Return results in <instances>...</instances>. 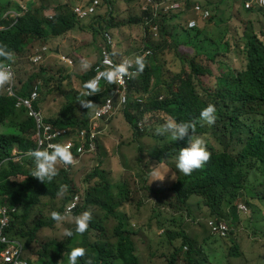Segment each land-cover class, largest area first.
Returning <instances> with one entry per match:
<instances>
[{"label":"trees","instance_id":"1","mask_svg":"<svg viewBox=\"0 0 264 264\" xmlns=\"http://www.w3.org/2000/svg\"><path fill=\"white\" fill-rule=\"evenodd\" d=\"M100 1V6L106 10L105 14H99L97 21L92 20L89 24L93 34L99 31L98 27L111 31L138 26L144 33L142 47L135 53L127 48L116 49L115 54L134 59L143 51H150L144 56V70L137 72L129 83L131 99L123 109L135 138H153L149 147H138L141 154L137 161L141 171L137 176L141 175L144 180L140 188L154 196V206L189 210L191 196H197L205 206L210 207L213 224L225 219L231 225L234 223L231 218L236 217V202L243 198L248 206H252L250 198L264 202V10H245L244 0H195L209 10V16L203 24L189 28L182 18L191 12L194 0H169L183 1L184 9L179 14L162 17H154L150 7L148 11H141L144 0ZM78 3L66 0L55 6L42 4L37 7L28 0L25 3L28 9L22 16L5 19L3 13L7 10L22 12L21 4L15 0H0V26L7 27L0 30V43L13 53L16 93L27 97L34 83L43 79L44 86L36 107L44 111L49 124L72 130L88 125L94 108L114 87V82L108 83L103 78L98 91L86 97L93 105L87 109L79 103L85 98L84 83L95 74L99 48L103 44L99 43L98 57L83 72L62 74L60 68L66 66L63 63L55 72L53 67L47 65L51 58L49 56L38 64L24 57L33 53L36 43L50 44L52 39L72 36L71 32L80 25L73 11ZM117 6L123 7L120 12H126V18L116 19L115 14L120 13L116 11ZM224 9L229 10L225 12ZM221 14L226 15V21L220 18ZM96 22L98 27L94 26ZM154 26L158 27V41L154 40ZM175 28H179V31H173ZM118 43L119 40V48ZM165 52L172 53L180 62L178 69L172 70L166 66L160 57ZM72 53L79 60L83 59L79 50L75 49ZM230 53L236 56L235 62L227 60ZM0 63L5 65L8 61L0 57ZM29 64L33 71H28L29 74L21 78L18 73ZM75 78L79 79L83 93L77 91L78 85L75 84L72 89H66L73 92L71 95L65 92L63 86ZM52 80L55 90L68 97L66 103L55 110L50 102L57 100L55 94L51 95ZM137 97L142 101H137ZM210 103L216 107L217 119L209 125L199 120V112ZM15 105L16 100L8 97L4 85H0V204L16 208L8 234L24 241L30 264H68V252L73 247L86 249L85 256L79 257L77 264H89V261L91 264H141L132 239L135 232L124 224L128 216L123 208L139 191L134 182L125 177L118 182L110 181L108 171L97 163L86 174V186H78L72 173L79 159L75 153H72L73 163L65 165L57 162L58 173L52 180L45 179L43 182L31 176L34 167L31 157L23 158L21 162L11 159L15 147L22 153L37 148L34 121L26 115L25 110L18 111ZM169 118L194 121L196 135L213 137L219 144L218 148H208L211 154L208 162L190 175L180 173L175 167L176 154L186 146L187 137L174 141L168 133L161 135L156 131ZM138 121L143 122L142 129L138 128ZM99 149L101 146L97 137L95 152ZM157 165L173 168L174 176L168 173L171 177L169 182L151 188L148 178L152 168ZM124 174L125 170L122 172ZM254 180L257 182L255 185ZM61 185L66 188L63 195H58ZM76 194H80L83 201L74 215H79L85 209L92 214L98 211L102 215H92L88 228L82 234L76 233L73 228L72 236L40 241L45 229H54L60 222L52 219L51 212L64 214ZM143 198L141 195L136 198L137 206L143 204ZM109 221H112L111 226ZM232 233L228 236L232 244L228 257H243L244 252ZM165 234L170 245H173L175 238L181 240L178 247L173 246L166 264H177L179 260L185 264H213L186 228L180 227ZM226 244L229 245L227 241ZM2 248L0 245V251Z\"/></svg>","mask_w":264,"mask_h":264},{"label":"rangeland","instance_id":"2","mask_svg":"<svg viewBox=\"0 0 264 264\" xmlns=\"http://www.w3.org/2000/svg\"><path fill=\"white\" fill-rule=\"evenodd\" d=\"M20 4H25L28 0H15ZM38 5H49L55 6L57 4L66 2V0H35ZM69 1V0H68ZM89 0H78V4H87ZM164 1V0H161ZM183 2V1H182ZM184 3V2H183ZM193 3H200L195 1ZM123 7L120 8L117 6L116 11H122ZM106 8L101 7L100 13L105 14ZM229 9H224L225 12H228ZM109 10L107 9V14ZM106 14V15H107ZM226 14V13H225ZM117 20H122L126 18L128 14L126 12H120L118 15L115 14ZM195 15L192 11L183 16L184 22L192 19ZM220 18L223 21L227 19L226 15L221 14ZM257 19V17H253ZM198 20V19H197ZM91 21H85L80 23L78 28L88 30L87 34H81L79 38L75 39L74 42L70 38H59L52 39L53 43H60L62 46V52L65 56L68 54L71 56L75 62L74 66H61L60 70L62 74L70 73L73 71L83 72L85 68L82 67L84 62H89L90 66L98 57V42L102 41L101 35L93 34L92 27H88L85 24H90ZM199 25L203 24V21H198ZM264 23V20H263ZM97 25L94 24V26ZM82 27V28H81ZM98 27V25H97ZM103 31H108L105 28H102ZM173 31L178 32L179 28H175ZM94 31V33H96ZM111 32L114 42L118 50L129 49L136 52L137 49L142 47L143 44V30L141 27L132 26V27H121L112 29ZM116 34V35H113ZM89 39V41H88ZM154 40H159V34L154 35ZM155 41V42H156ZM55 45V44H54ZM36 46H40L39 43H36ZM77 49L80 51L82 60H79V57L73 56V51ZM32 53V51L30 52ZM51 55L50 60L47 61V65L53 67V71L57 69L62 64L61 58L55 54L54 51L49 52ZM31 55V54H30ZM67 55V56H68ZM127 55V54H126ZM118 59H120V56ZM167 67L172 70H176L180 67V62L175 59V56L172 53H162L160 55ZM236 57V56H235ZM231 53L227 56L228 61L235 62L237 58ZM25 60H29V55L24 57ZM134 60V59H133ZM18 64H16V68ZM89 68V67H88ZM33 71L29 65L24 66V70H21L19 75L21 78L26 77L29 72ZM47 71V70H46ZM54 73L52 71H47ZM44 82V80H43ZM75 84L78 85L77 91L83 93L79 86V79L75 78L71 83H65L64 89H72ZM44 86V84H43ZM50 87L52 89L51 95L55 94L57 100L50 101L53 103L54 110L58 107H61L63 103L67 101V95L65 93H60L55 90L54 80L50 82ZM66 90L65 92L73 95L72 91ZM50 95V94H49ZM85 99V98H84ZM52 100V99H51ZM100 142L101 149L98 152L86 153L83 155L81 160L73 168V177L77 182L78 186H86L84 179L86 178L87 172H90L93 169V166L97 163H100V166L108 171V176L110 181L118 182L121 181V177H125L130 182L133 181L137 186L136 189L139 190L133 194V198H130V201L125 205V212L127 213V218L124 219V224L129 230L135 232L132 235L134 240L138 255L141 259V264H166L168 257L173 251V246L178 247L181 243L179 238L173 239V245H170L166 238V231H176L181 228H186L188 234L194 239L197 245L201 246L203 250L208 254L213 264H264V202L258 198H250V203L252 206H248L247 214H240V220H235L234 223H231L230 228L232 235H235V240L240 244L242 252H244L243 257H228V250L231 244V238L227 239L229 245L226 244V241L219 239L213 236L210 232L211 229V219L214 217L211 215L210 207L205 206L201 202L200 198L197 196H192L190 198V209L184 210L181 208H171L166 206H159L152 203L154 201V196L150 195L148 191L141 189L142 183L144 180L142 176H137V173L141 171L140 163L137 161V157L141 154L138 151V147H149L153 143V138L141 137L135 138L131 133V127L128 122L125 120L123 109L119 106L115 113L108 119L100 122ZM207 142V148H218L219 144L213 137L201 136ZM133 138H135L133 140ZM122 167V169H120ZM160 170L167 171L164 178L153 180L154 177L150 176L148 179L151 184V188L159 186V184H165L170 181L171 177L168 176V173L173 174V168H168L165 166H158ZM170 167V166H169ZM124 168V169H123ZM145 169V167H144ZM125 170V174L122 175V172ZM140 170V171H139ZM146 176V174H145ZM162 178V177H161ZM254 185L257 182L254 180ZM264 192V190L262 191ZM139 195L144 196L143 204L137 206L136 198ZM245 202V199H241ZM246 203V202H245ZM100 214L96 211L92 215ZM125 214V213H124ZM237 214V210H236ZM75 217L76 215L66 216L61 220L54 229H45L43 234L40 235V241L47 240L49 238L57 237L58 239H63L66 237L64 235L65 230L75 228ZM112 221H109V226H111ZM177 264H185L181 260Z\"/></svg>","mask_w":264,"mask_h":264},{"label":"clouds","instance_id":"3","mask_svg":"<svg viewBox=\"0 0 264 264\" xmlns=\"http://www.w3.org/2000/svg\"><path fill=\"white\" fill-rule=\"evenodd\" d=\"M33 1V4L36 5L37 7H39L40 5H38L36 3L35 0H31ZM78 1V0H75ZM98 4L95 7V11L90 14L87 17H80L79 14L77 13L76 9L77 8H81V9H88V7H90L94 0H89L87 4H78L76 6L73 7V11L77 17V19L80 21V23H83L85 21H97V18L99 16L100 13V9H101V1L97 0ZM247 0L243 1V9L245 10H251V9H263L264 10V6H257L254 5L251 8H245L244 4ZM178 5L177 7H172L173 5ZM184 3L183 2H173V1H169V0H164V1H154V0H144L141 3V7L140 10L141 11H148L149 7H150V11H153V16H157V17H162L163 15H171V14H179L180 12L183 11L184 9ZM198 6L200 8V11L203 12H207L208 15L205 18H202V13H199L196 11L195 7ZM144 7H146L144 9ZM21 8H22V12L21 11H17V10H7L3 13V18L8 19L9 17H14V18H19L20 16H22L24 14V12L27 11L28 6L27 4H21ZM192 13L195 15V17L193 16L192 19L187 20L186 25L189 28H193V27H198V21H204L208 16H209V10L204 9L200 3H194L193 4V8H192ZM1 13V11H0ZM106 17H108V14L106 15ZM198 19V20H197ZM194 21V26H190V22ZM88 27H90L89 24H85ZM97 27V25H96ZM7 27L5 26H0V30L1 29H5ZM98 30L95 34L98 33V35H101L102 41L98 42L97 46L98 48L100 47V44H103V47H100V54H99V63L96 64L95 66V74L92 77L91 80L86 81L84 83V88L86 89V93L85 95V99L79 100V103L81 106L89 109L93 103L89 100L86 99L87 96L94 94L95 92L98 91V86L100 84V81L104 78L108 83H115V79L117 77H122L124 75L128 74L129 69L131 68L132 64V68L135 69V74L137 72H142L144 70L145 67V57L148 53H150L149 50L143 51L142 55H137L135 56L134 60L133 59H129L127 57H122L120 59H118L119 57H117L118 55H116L115 51H116V43L114 42V38L111 34V32L109 31H103L102 32V28L98 27ZM152 30L154 32V35H158V27L154 26L152 27ZM87 34L89 31L88 30H83L80 29L78 27H76L70 35L69 37L66 38H70L72 40V42L75 41V39L79 38V36L81 34ZM93 33V30H92ZM107 35H109L110 37V42H108L107 39ZM89 41V39H88ZM55 44V45H54ZM53 49L56 51L55 54L59 56V58H61V62L63 64H65L66 66H74L75 65V60L69 56L65 54H63L62 52V46L60 43L56 42L53 43L50 42L49 43H44L40 46H35L34 47V51L33 53L29 56V59L34 63V64H38V63H42L44 61H46V58L49 56L51 57V55L49 54V52H52ZM106 49L107 51H109L110 55L112 56L113 60L115 62L118 61H122L119 64H115L112 67L108 68L106 66H104L102 64V50ZM114 52V53H113ZM38 55H41L40 59L35 60L34 58ZM63 56H65V59L62 58ZM0 57L4 58L5 61H8V63H5V65L3 63H0V85H4L5 88V92L6 95L10 98H14L16 100V109L18 111L21 110H25L26 115L31 118L34 121L35 124V138H36V142H37V148H34L32 150H30L29 152L26 153H22L19 151V149L17 147H15L12 150V157L11 158L14 162H21L23 160V158H32L33 161V165L34 167L32 168L30 175L38 178L40 181H43L45 179L47 180H52L58 173V168H57V162H62L65 165L71 164L73 163V155L72 153H75L78 155L79 159L76 162V164L81 160V158L83 157L84 154L86 153H94L96 151V140L97 137L99 139L100 142V122L104 121V120H108L114 113L115 110L121 106L122 109H124V107L127 105L129 99H131V94H130V89H129V83L131 81H129L128 83V98H127V102L125 104H118L117 102V96L113 97V110L111 111L110 114L108 115H104L101 116L97 119H95V121L97 122V127H96V134L94 137V142H95V149L90 151L88 150V145H86V150L85 152H83L82 154H79L77 152V148H72L71 149V145H66L65 144V140H68L69 137H74L75 133L78 132L79 130L82 129H86L88 131V135L90 134V123L92 122V116L94 115L95 110L104 102V100L109 97L112 96L114 94V89H115V84L113 89L111 90V92L107 95V97L99 104L97 105L93 112L92 115L89 118V122L88 125L84 128L81 129H76V130H72L68 127H55L54 125H52L51 123L49 124L46 121V117L44 114V111L42 109H39L36 107V102L39 98V96L41 95V90L43 89V79H38L34 85L31 88L30 94L27 97H21L16 93V86H17V78H16V69L15 66L12 62H14V58H13V53L8 50L7 46L0 43ZM124 59H128V60H124ZM80 61H83L82 59H80ZM106 63L108 61H105ZM101 66L104 71L100 74L101 78L99 79L98 83L95 79L96 75H97V66ZM136 65V68H135ZM82 67L87 69L88 67H90V63L89 62H84L82 64ZM13 71H11L10 70ZM13 77V87H14V91L16 96H10L8 93V88L11 84V79ZM37 90L38 95L35 98V100L33 101V107L34 109H36L37 111L41 112L42 116H43V120L44 123L46 125H50L52 127V132H55L57 130H61V129H65L67 130L66 135H64L63 137H60L59 139H52L50 140V142L55 143V144H49L46 142V144L44 146H42L41 148L39 147V138H38V129H37V124L34 118L30 117L28 114V110L25 107H17V103L19 102V99H27V98H31L33 91ZM137 101H142L141 98L137 97L136 98ZM217 119V115H216V107L214 104H208L207 106L203 107L200 112H199V120L201 122H205L207 124H214L215 121ZM126 120V119H125ZM129 124V123H128ZM137 126L139 129H142L143 127V122L138 121ZM195 127L196 124L194 121H177L174 118H169L166 120V122L160 127L158 128L156 131L158 134H164V133H168L171 138L175 141L177 139H184L185 137H187L186 140V146L181 147L177 154H176V158H175V167L180 171V173H183L184 175H190L194 170L196 169H200L202 167L205 166V164L208 162L209 158H210V152L207 148L206 145V141L203 137L196 135L195 134ZM132 133V132H131ZM76 141V140H75ZM77 144V141H76ZM100 146H101V142H100ZM75 164V165H76ZM159 165V164H158ZM157 166L152 168V171L150 172V175L152 177H154L153 180L156 179H163L165 174L168 172L167 171H162L160 170V168ZM124 169V168H123ZM105 170V169H104ZM106 171V170H105ZM162 177V178H161ZM153 182H150V184H152ZM159 185H163V184H159ZM153 187V186H152ZM66 186L61 185L60 187V191L58 193V195H63V192L65 190ZM192 197V196H191ZM241 199V198H239ZM82 196L80 194H76L72 200L70 201V203L67 205L65 213L62 214L58 211H52L51 212V217L53 220L55 221H61L64 219V215L66 214V216H72L74 215V211L78 208L79 205L82 204ZM237 204V214L236 217H232L231 221H234L236 219H238V221L240 220V214H247L249 209L248 206L246 205V203L244 201H238L236 202ZM74 205V207L70 210L69 207ZM0 208L2 209H6V213H7V217L9 220V224L8 226L4 229L3 231V235L7 238L8 242H2L0 241V245L3 246L2 250L0 251V264H9L8 262L5 261V252L6 250L10 247L11 241H19L22 246H23V252H22V259L24 261L27 262V264H30V260L27 256V251L25 249V243L22 239L20 238H16L11 236L10 234H8V230L11 226V219L12 216L14 214H16V208H10L6 205H2L0 204ZM212 215V214H211ZM92 219V213L89 209H85L84 211H82L81 213H79V215H77L75 217V232L76 233H84L86 231V229L89 226V222ZM213 219H211V229L210 232L213 236L219 238V239H223L225 241H227L229 234L231 233V228L228 224V221L225 219H221L220 221H218L217 223L213 224ZM0 223H3L2 221H0ZM220 225H225L226 226V234L222 235V233H220ZM215 228H218V230H215ZM64 235L66 236H72L73 235V230L72 229H67L65 230ZM227 237V238H226ZM85 252L86 249L84 247H73L69 250L68 252V256H67V261L68 264H77V260L79 257H83L85 256ZM89 264H91V261H89Z\"/></svg>","mask_w":264,"mask_h":264},{"label":"built area","instance_id":"4","mask_svg":"<svg viewBox=\"0 0 264 264\" xmlns=\"http://www.w3.org/2000/svg\"><path fill=\"white\" fill-rule=\"evenodd\" d=\"M98 4L97 0H94L93 4L88 7V9H81L77 8L76 11L79 14L80 17H87L90 14H92L95 11V7ZM254 5L257 6H264V0H247L244 4L245 8H251ZM178 5H173L172 7H177ZM146 7H144L145 9ZM196 11L199 13H202L200 11V8L198 6L195 7ZM208 15L207 12L202 13V18H205ZM190 26H194V21L190 22ZM108 42H110V37L107 35ZM41 55L36 56L34 59H40ZM62 58L65 59V56ZM128 60V59H124ZM102 64L108 68L112 67L115 64H119L122 61L115 62L110 55L109 51L106 49L102 50ZM105 61H108L107 63ZM133 66V64H132ZM131 68L128 71L127 75H124L122 77H117L115 79V89H114V94L112 96L107 97L104 102L95 110L94 115L92 116V122L90 123V131L88 135V131L86 129L79 130L78 132L75 133L74 137H69L68 140H65L66 145H71L72 148H77V152L79 154H82L86 150V145H88V150L92 151L95 149V142H94V137L96 134V127H97V122L95 119L108 115L111 113L113 110V97L117 96V102L118 104H125L127 102L128 98V83L130 79L133 77L135 74V69ZM97 75L94 80L99 81L101 78V73L104 71V69L99 65L97 66ZM11 70V68H10ZM12 71V70H11ZM13 72V71H12ZM8 93L10 96H16L14 87H13V77L11 79V84L8 88ZM38 92L37 90L33 91L31 98L27 99H19V102L17 103V107H25L28 110V114L30 117L34 118L37 124V129H38V138H39V147L41 148L46 144V142L49 144H55L50 142V140L56 138L59 139L60 137H63L66 135L67 130L61 129L57 130L55 132H52V127L50 125H46L43 120V116L41 112L37 111L33 107V101L37 97ZM77 144H76V141ZM74 207V205L70 206L69 209L71 210ZM0 221L3 223H0V241L2 242H8L7 238L3 235L4 229L8 226L9 220L7 217L6 209L0 208ZM220 233L222 235L226 234V226L225 225H220L219 227ZM215 230H218V228H215ZM22 252H23V246L22 244L15 240L11 241L10 247L6 250L4 256H5V261L8 262L9 264H27L26 261L22 259Z\"/></svg>","mask_w":264,"mask_h":264},{"label":"crops","instance_id":"5","mask_svg":"<svg viewBox=\"0 0 264 264\" xmlns=\"http://www.w3.org/2000/svg\"><path fill=\"white\" fill-rule=\"evenodd\" d=\"M120 169H122V167H120Z\"/></svg>","mask_w":264,"mask_h":264}]
</instances>
